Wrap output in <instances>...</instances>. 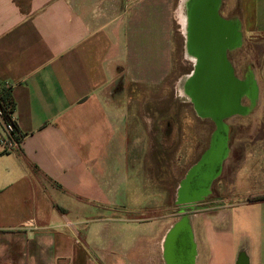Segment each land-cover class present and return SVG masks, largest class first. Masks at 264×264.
Instances as JSON below:
<instances>
[{
    "label": "crops",
    "instance_id": "1",
    "mask_svg": "<svg viewBox=\"0 0 264 264\" xmlns=\"http://www.w3.org/2000/svg\"><path fill=\"white\" fill-rule=\"evenodd\" d=\"M182 1L0 0V87L22 134L0 149V264H167L177 229L191 237L184 264H264V0L218 9L261 41L262 137L226 162L229 204L176 225L181 182L160 153L186 149L187 130L150 105L172 76Z\"/></svg>",
    "mask_w": 264,
    "mask_h": 264
},
{
    "label": "rangeland",
    "instance_id": "2",
    "mask_svg": "<svg viewBox=\"0 0 264 264\" xmlns=\"http://www.w3.org/2000/svg\"><path fill=\"white\" fill-rule=\"evenodd\" d=\"M179 10L180 7L178 9V12ZM221 15L224 17L223 13H221ZM234 22L238 26L239 40L235 46H232L227 49L229 64L231 66L233 73L235 74V76H237V78H239L238 80H240V82L247 84L249 83L248 82L249 80L253 85V81H255V79L253 78L256 75V73H258V70L261 69L262 67V44L258 37L249 33V31L252 29L253 21L251 20L247 21L246 29L242 27V23L238 22V20H234ZM186 37L187 35L184 34L182 24L179 20V22L175 25L174 64L172 68V76L163 87L156 89L154 94L156 97L155 100L156 102H154V104H151L150 107H153L154 109L169 108L172 113L171 123L173 124V126L179 125L178 130L180 131L182 129L184 130L185 128H186L185 130H187L186 138H185L187 145L186 149L183 150L181 148L173 147L170 149L167 155L165 154V152H161L160 155L167 156L165 158H167V160L169 161L170 177H171L170 181L172 182V185L173 184L179 185V183L183 180V179L180 180L179 178L182 177L184 178L182 191L184 190L185 195H186L185 183H187L190 180V178L194 176L193 181L194 180L195 181L193 187L190 190L191 192L189 194L190 197L193 196L192 199L194 200L197 198L196 188H201V186L198 185V182L201 179L200 177L202 176V174L196 170L198 169L199 166L202 165L201 163L205 161L206 157L208 156V153L212 149L213 146L212 142L214 141L215 133L219 128H217L211 116L205 114L204 115L198 114L203 118V120L201 121L198 118V116H196L197 113L194 110V105L188 99L187 95L183 94V96H181L180 94L181 90L182 91L184 90L183 91L184 93L185 90L187 91L188 94L191 93L189 87V79H188L189 76H192L194 74L192 72L194 62H191V60L194 61L196 55H198V63H200L202 59V56L197 52V50L192 51L190 49V44H188V38ZM156 38L157 37H155V40ZM157 42L155 43V46L158 45ZM251 92L252 91L248 90L245 93L250 95L251 97L252 95ZM243 103H245L247 107L246 112L249 113V115H245L244 117L243 116L235 117L228 120H221V123L224 126V128L230 129V133H229L230 137L228 138L229 140H231V142L229 143L230 148L235 147V149H237L236 157L239 158L240 156L248 154L249 151L251 152L256 150L255 146L258 144L263 133L262 131L263 120H261V115L258 107L259 105L258 97L256 99H250L246 97ZM183 123L185 124L186 127L183 126ZM241 124H243L242 126L243 129L240 130L239 125ZM233 125H237V126H233ZM180 126L181 127L183 126L184 128L183 127L181 128ZM158 128L155 127L156 130ZM176 133H175L176 138L175 136H173L172 138V135L174 134H171L169 141L178 142L180 140V137H178V134ZM225 134L228 135V132H225ZM156 136H157L156 141H158L160 138L159 132L158 134H156ZM200 141H203V145L199 147L194 145V143H198ZM158 153L159 152H157L156 154ZM228 157L229 154H227L225 157L224 160L225 163L228 160ZM179 158L181 159V163L180 162L178 163ZM180 165H181V170L180 168L177 169V167H180ZM184 166H186L185 170H184ZM195 171L196 173H194ZM176 187L175 188L172 187L171 189L172 206H174L175 201H177ZM250 188L251 185L249 187V184L245 183L244 186L239 188V191L236 192V199L244 200L251 193ZM222 198L224 199L225 204H229V202L227 201L229 195L225 194L222 196ZM175 208L177 209V207ZM175 208L171 207L170 209L171 214L174 213ZM133 214L135 215V213ZM158 214L159 213L156 212L155 216H157ZM124 227L127 230V227L126 226Z\"/></svg>",
    "mask_w": 264,
    "mask_h": 264
},
{
    "label": "water",
    "instance_id": "3",
    "mask_svg": "<svg viewBox=\"0 0 264 264\" xmlns=\"http://www.w3.org/2000/svg\"><path fill=\"white\" fill-rule=\"evenodd\" d=\"M220 4L221 0H191L189 3L192 31L190 49L197 50L202 56L195 77L189 79L190 94L197 103L198 112L211 116L219 123L212 149L196 170L202 174L198 182L202 189L201 195L206 192L210 180L219 172V164L228 154L227 129L221 120L242 110L239 99L253 88L250 82L245 84L234 77L226 60L227 49L235 46L239 40L238 26L235 22H227L218 17ZM193 179L194 176L185 183L187 200L193 197L189 195L195 181ZM184 221L187 223L189 218Z\"/></svg>",
    "mask_w": 264,
    "mask_h": 264
},
{
    "label": "flooded vegetation",
    "instance_id": "4",
    "mask_svg": "<svg viewBox=\"0 0 264 264\" xmlns=\"http://www.w3.org/2000/svg\"><path fill=\"white\" fill-rule=\"evenodd\" d=\"M186 3H185V13H186V16H187V19H188V17L191 18V15L189 16V8H190V6L187 5V8H186ZM218 17H220L219 14H218ZM232 22H234V21H232ZM189 28H187V30L185 31L186 33L184 32V34L187 35L186 38H188V44H190V35H191V32H192ZM183 31H184V29H183ZM191 62H194V61L191 60ZM197 63H198V55H196V57H195V62H194L193 70H192L193 73H197V71H198V67H199L198 64L199 63L198 64ZM242 81H244V80H242ZM248 82L251 83V81H249V80H248ZM251 91H253V88H252ZM184 94H186L187 96H189L193 100L192 95L188 94L186 90H185ZM246 97H248L250 99H253L252 97H250V95H248L246 93L243 94L242 97H240V99H239V107L242 110H240L238 112H233L232 114L225 116L222 120H228V119H232V118H235V117H241V116L244 117L245 115H249V113L246 112L247 111V107H246L245 103H243V101L245 100ZM191 102L194 105V110L197 113V116L201 120H203V118L200 115H198V114H200V112H198V106H197L196 101L193 100ZM212 119H213L215 125L218 128V124H216L217 121L214 118H212ZM233 126H237V125H233ZM239 126H240L239 127L240 130L243 129V127H242L243 124H241ZM227 132H228V135H227V149H228V154H229L228 160L231 161L234 157H236L237 149H235V147H231L230 148V144L229 143L231 142V140L228 139L230 137V135H229L230 129L229 128L227 129ZM213 133H212V135H213ZM212 144H213V142H212ZM201 145H203V141H200L197 144L198 147L201 146ZM224 160H225V158L219 164V173L212 177L211 182L209 183L208 187H206L207 188L206 192L201 195L200 194V192H201L200 190H202V189L196 188L197 195L199 197H197L194 200L193 199H189V200L185 199L186 195L184 193V190L182 191V188H183L182 185L184 183V179L181 181V189H180L181 200L179 201V203H181V205H184L185 208L181 206L180 208H177L178 211L175 209L173 215L175 217L174 219L177 220L176 221V225L178 223L182 222V220L195 215V213H197L198 211H201V210H204V209L214 208L215 206H218V205L222 204V202H223L222 196L225 195L226 191H227V181H226L227 165L224 162ZM173 228H174V226H173ZM174 235H176V236L174 237ZM179 236H181V238H178ZM169 238H170V240H169V243H168V251L170 250L172 252L173 257H170V259L167 260V264H184V262H185L184 261V256H185V253L189 252L188 248H190L191 237L188 234L187 235L184 234V236L182 237V233H180V231H178V229H177V230H173V232L172 231L170 232Z\"/></svg>",
    "mask_w": 264,
    "mask_h": 264
},
{
    "label": "built area",
    "instance_id": "5",
    "mask_svg": "<svg viewBox=\"0 0 264 264\" xmlns=\"http://www.w3.org/2000/svg\"><path fill=\"white\" fill-rule=\"evenodd\" d=\"M8 92V87L5 89L0 87V149L5 153L19 149L22 143V134L14 129L16 120L13 113H11V120L6 119L5 116L2 99Z\"/></svg>",
    "mask_w": 264,
    "mask_h": 264
},
{
    "label": "bare ground",
    "instance_id": "6",
    "mask_svg": "<svg viewBox=\"0 0 264 264\" xmlns=\"http://www.w3.org/2000/svg\"><path fill=\"white\" fill-rule=\"evenodd\" d=\"M186 2H188V0H183L182 1V3H181V5H180V10H179V12H178V16H179V20H180V22H181V24H182V27H183V29H184V32L187 30V28H189L190 26V21H189V17H188V19H187V16H186V13H185V3ZM190 30H191V27L189 28ZM186 33V32H185ZM191 35H192V32H191ZM190 35V36H191ZM234 55V54H233ZM234 61V60H233ZM194 62H195V58H194ZM194 64V63H193ZM196 73H194L192 76H189L188 77V79H190V78H194ZM254 82V81H253ZM253 86H254V88H253V91H252V95H251V97L253 98V96H254V94H255V83L253 84ZM180 94H181V96H183V94H184V92L181 90L180 91ZM188 97V99L190 100V101H193L189 96H187ZM186 199V198H185ZM174 229V228H173ZM172 232H173V230H172Z\"/></svg>",
    "mask_w": 264,
    "mask_h": 264
},
{
    "label": "trees",
    "instance_id": "7",
    "mask_svg": "<svg viewBox=\"0 0 264 264\" xmlns=\"http://www.w3.org/2000/svg\"><path fill=\"white\" fill-rule=\"evenodd\" d=\"M2 103H3V108L5 111L6 119L11 120V113L14 112V104H13V101H12L9 93L4 94V97L2 99ZM14 129H16V131L19 132L17 124H14ZM256 200L264 201V197H261V198L256 199Z\"/></svg>",
    "mask_w": 264,
    "mask_h": 264
}]
</instances>
